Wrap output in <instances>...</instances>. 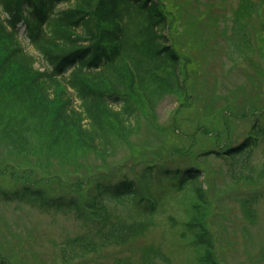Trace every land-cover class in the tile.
<instances>
[{
    "label": "trees",
    "instance_id": "obj_1",
    "mask_svg": "<svg viewBox=\"0 0 264 264\" xmlns=\"http://www.w3.org/2000/svg\"><path fill=\"white\" fill-rule=\"evenodd\" d=\"M63 4L67 6L60 8ZM164 10L159 0H0V141L18 158L0 160V173L23 181L14 189L1 188L0 198L43 211H74L82 220L85 211L97 215L100 223L64 243L68 258L76 260L107 245L125 244L152 225L157 199L146 201L137 182L127 176L97 182L89 200L52 194L45 183L59 177L50 172L48 162L64 163L86 153L113 156L122 140L129 142L142 114L155 120L167 96L187 91L190 62L177 52L169 34L172 20ZM254 10L251 0H241L233 12V36L223 27L227 41L236 42L241 35L243 44L253 47L246 19ZM224 18L226 24V14ZM22 34L37 56L23 46ZM38 59L43 66H36ZM258 121L240 143L214 151L231 161L233 177L247 166L252 148L264 143V127ZM80 168L76 173L89 175L90 181L100 173ZM172 175H178L175 187L181 176L182 188L197 195L187 210L191 216L179 229L182 238L197 252L199 264H217L202 224L201 172L191 167L158 173L159 178ZM146 176L145 184L153 177ZM110 201L128 203L132 215L122 219L110 214ZM166 259L159 250L149 249L138 264H163Z\"/></svg>",
    "mask_w": 264,
    "mask_h": 264
},
{
    "label": "rangeland",
    "instance_id": "obj_2",
    "mask_svg": "<svg viewBox=\"0 0 264 264\" xmlns=\"http://www.w3.org/2000/svg\"><path fill=\"white\" fill-rule=\"evenodd\" d=\"M251 1L255 10L246 23L252 31L253 47L248 49L241 35L236 42L227 41L223 31L227 27L233 36V12L241 0H159L172 20L169 34L175 48L190 62L187 91L167 96L158 106L155 120L148 113L142 114L129 142L122 140L113 156L86 153L64 163L48 162L50 172L59 177L48 179L45 188L56 195L89 200L97 182H116L124 176L134 179L146 201L150 196L158 199L149 229L125 244L107 245L74 260L65 255L64 243L100 223L97 215L85 211L86 219L82 220L74 211H43L0 198V262L138 264L146 251L157 249L167 256L163 264H199L197 252L186 244L179 230L183 220L191 216L187 210L192 209L196 191L183 189L181 176L176 187L178 175L158 176L159 171L183 172L193 167L202 174V224L214 246L217 264H264V143L259 141L252 148L247 166L236 177L231 161L214 154L244 140L256 121L264 127V0ZM21 42L36 54L23 34ZM42 65L40 60L36 64ZM17 159L0 141V160ZM80 167L100 173L90 181L89 175L76 173ZM147 173L153 177L146 185L143 175L147 178ZM38 176H42L41 171ZM22 184L0 173V189ZM128 205L110 201L107 210L123 219L132 215Z\"/></svg>",
    "mask_w": 264,
    "mask_h": 264
}]
</instances>
